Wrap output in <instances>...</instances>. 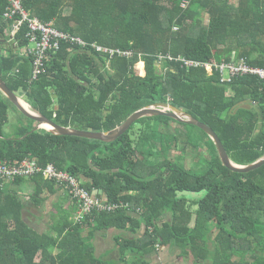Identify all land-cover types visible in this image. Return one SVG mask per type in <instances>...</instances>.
<instances>
[{
    "label": "trees",
    "instance_id": "obj_1",
    "mask_svg": "<svg viewBox=\"0 0 264 264\" xmlns=\"http://www.w3.org/2000/svg\"><path fill=\"white\" fill-rule=\"evenodd\" d=\"M22 4L32 17L60 32L134 55L114 57L108 65L90 49L61 43L49 53L46 73L30 81L31 61L21 55L29 45L22 27L15 37L20 51H0V77L11 91L24 93L44 118L61 127L107 132L142 108L169 103L212 128L233 163L246 166L264 156V82L244 77L222 85L216 74L176 60L230 62L234 57L264 68V0H237L236 5L229 0ZM6 9L7 1L0 0L2 37L14 25L5 20ZM159 56L172 59H164L160 72L155 63ZM140 62L144 68L137 66ZM244 102L251 107L239 105ZM11 107L0 92V160L29 158L41 167L52 164L81 178L90 194L97 192V197L105 195L129 208L94 212L79 223L64 217L51 234L40 235L23 221L18 196L0 190V264H149L160 247L178 249L179 257L193 264H264V166L246 174L231 172L221 164L210 138L203 142L186 131L164 136L153 129L152 122H172L208 136L167 117L143 118L108 144L32 132L34 122L22 115L28 124L8 139L4 127ZM201 142L210 156L202 174L169 157L181 143L184 152L193 147L200 161ZM156 156L162 159L155 161ZM36 177L44 186L55 184L40 174ZM110 229L132 234L118 239V260L98 257L92 244L97 231Z\"/></svg>",
    "mask_w": 264,
    "mask_h": 264
},
{
    "label": "built area",
    "instance_id": "obj_2",
    "mask_svg": "<svg viewBox=\"0 0 264 264\" xmlns=\"http://www.w3.org/2000/svg\"><path fill=\"white\" fill-rule=\"evenodd\" d=\"M7 9L4 14L6 21L14 23V30L19 32L25 26L27 33L25 39L28 41V47L25 48L22 56L29 57L31 61L30 81L36 80L39 76L46 73V64L49 60V53L56 52L61 43L70 45L84 51L90 49L107 60L108 65L114 57H124L132 59V52H123L105 48L98 45H89L83 40L59 32L50 24L41 23L38 18L32 17L23 7L22 0H6ZM157 59L172 60L169 57L159 56ZM177 61L187 68H204L209 75L216 74L218 81L222 85L233 83L235 79L244 77H253L258 81L264 82V68L250 66L245 60H235L230 62H200L195 60H186L178 58ZM143 63V62H142ZM42 175L47 180L63 187L72 199L76 200L79 206V213L75 219L82 222L85 217L96 213H116L121 210H128L129 206L125 203H111L106 198L97 197L90 194L83 186L81 178L71 175L65 171L58 170L54 165L48 164L41 167L35 160L23 159L22 161L11 162L0 160V190H3L7 182L15 181L21 178H30L36 175ZM137 213H140L139 211Z\"/></svg>",
    "mask_w": 264,
    "mask_h": 264
},
{
    "label": "crops",
    "instance_id": "obj_3",
    "mask_svg": "<svg viewBox=\"0 0 264 264\" xmlns=\"http://www.w3.org/2000/svg\"><path fill=\"white\" fill-rule=\"evenodd\" d=\"M14 27L15 26H12L11 29L6 32L4 37L0 35V51L4 55H8V52L10 50H15L16 52L20 51L17 48V43L15 40V37L19 32H17V30H14ZM7 39H10L9 45L5 44V41ZM23 53L24 50H21V54ZM19 93L22 94L21 100L27 104L29 110H32L33 108L29 105L28 102H26V100H24V93ZM248 104L249 107H251L250 103ZM13 107L18 110L15 105H13ZM13 107H11L10 110ZM26 124L28 123L22 120V123L19 125L15 132V136H6L5 126V136L8 139L15 138L21 125ZM36 125V122H34L33 128ZM36 176L7 182L3 189L6 194H16L18 196L23 206V221L29 228L33 229L40 235L47 233L51 234L50 229L54 227V225H57L58 222H63L61 220L62 218L70 217L71 221H75L80 209L77 203L71 197H69L68 192L63 187L55 184L52 186H44V184L41 183V179ZM43 179L45 180L46 178L43 176ZM95 194H97V192H95ZM105 197L106 196L104 195L101 198L105 199ZM86 232L87 228L85 227L84 235L86 234ZM138 235L142 237L144 235V229L140 230ZM129 237H132L131 232L125 230L110 229L97 231L94 234L92 240V244L95 248V255L104 260H118L119 250L117 247V241L120 238L126 239ZM168 249L171 248L160 247L157 254H154L155 256H153L157 257L158 261L156 263L155 261L154 263H152L153 259H151L149 264H165L162 263L164 259L160 256L166 255V253L169 251ZM57 252L58 250L54 251V253Z\"/></svg>",
    "mask_w": 264,
    "mask_h": 264
},
{
    "label": "water",
    "instance_id": "obj_4",
    "mask_svg": "<svg viewBox=\"0 0 264 264\" xmlns=\"http://www.w3.org/2000/svg\"><path fill=\"white\" fill-rule=\"evenodd\" d=\"M5 44H10V39L5 41ZM0 92L13 104L15 105L19 112L28 120L36 122V126L32 129V132L45 130L53 135L60 137H77L87 140L100 141L103 143H113L125 135L132 126L139 120L147 117H167L178 123L187 124L195 126L200 130L204 131L210 139L214 142L218 158L221 164L228 170L238 174H246L257 170L264 166V156H262L257 161L246 165H237L231 161L228 154L226 153L221 141L215 134L214 130L208 125L200 122L194 118L191 114L186 112L184 109L176 108L169 103H155L148 107L142 108L131 115L122 125L116 127L113 130L107 132H97V131H81L77 128L71 127H61L53 123L48 118H44L39 113L35 112L34 109L27 110L21 104L22 94L19 92L11 91L5 81L0 77ZM43 125L48 126V128L43 127Z\"/></svg>",
    "mask_w": 264,
    "mask_h": 264
},
{
    "label": "rangeland",
    "instance_id": "obj_5",
    "mask_svg": "<svg viewBox=\"0 0 264 264\" xmlns=\"http://www.w3.org/2000/svg\"><path fill=\"white\" fill-rule=\"evenodd\" d=\"M229 2L231 4H234V5L237 4V0H229ZM68 13H69V10L66 9L64 11V15H68ZM203 23H204V25H208L210 23L208 16H205L203 18ZM173 31L175 32L176 29H173ZM61 33H63V32H61ZM155 63H156V67H157L158 71L160 72L161 68H162L163 60L156 59ZM140 64H142L143 66ZM137 66L139 68H144L145 64L140 62ZM227 93L229 94L230 92H227ZM24 100H26V99L24 98ZM248 103L249 102H244V103L239 104V105L249 107ZM22 120H24V119H23L21 113L19 112V110L15 109L13 107L9 113V123L7 124V126L5 128L6 136H15V132H16L17 128L19 127V125L22 123ZM152 127L154 130L159 131V133H163L164 136H166L168 134H173L175 131H186V132L194 135L196 139L203 140V142L204 141H207V142L210 141V139H209L210 137L204 135L201 131L193 129V128L181 127V126H179L175 123H172V122H169L168 124L152 122ZM135 129L139 130V129H141V126L136 125ZM203 142H201V147H202L201 151L203 152V157L200 159V161L197 158V151L194 150L193 147H188L186 152H184V150H182V144L181 143H180L181 145L179 144L178 147L170 150L169 157L171 159H174L175 161L179 162L180 164L184 165L187 169L194 170V171H197L198 174H202L204 172L203 170L206 168V161L210 157L207 153L206 148L204 147L205 144ZM154 144L156 146L159 145L158 141H156V140H154ZM27 159H29V158H27ZM153 159L155 161H159L162 158L159 156H156V157H153ZM185 195H189V194L186 193ZM195 195L197 197L202 196L199 194L198 195L195 194ZM193 197H195V196H193ZM167 218H169V216ZM168 250L169 251L166 253V255L160 256L161 258L164 259L162 261V263H165V264H193V261L189 260L188 257L187 258L186 257H184V258L179 257L180 253H179L178 249H175V248L172 249L171 248ZM152 259H153L152 263H154V261H155V263L158 261L157 257H153Z\"/></svg>",
    "mask_w": 264,
    "mask_h": 264
},
{
    "label": "bare ground",
    "instance_id": "obj_6",
    "mask_svg": "<svg viewBox=\"0 0 264 264\" xmlns=\"http://www.w3.org/2000/svg\"><path fill=\"white\" fill-rule=\"evenodd\" d=\"M21 104L24 106L25 109L29 110L27 104L24 101L21 100ZM29 112H30V110H29ZM43 127L48 128V126H46V125H43Z\"/></svg>",
    "mask_w": 264,
    "mask_h": 264
}]
</instances>
